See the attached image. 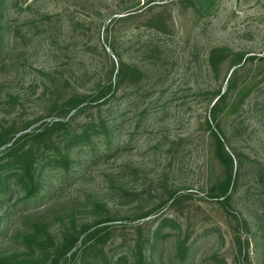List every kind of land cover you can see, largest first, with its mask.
Returning <instances> with one entry per match:
<instances>
[{
    "label": "rangeland",
    "instance_id": "1",
    "mask_svg": "<svg viewBox=\"0 0 264 264\" xmlns=\"http://www.w3.org/2000/svg\"><path fill=\"white\" fill-rule=\"evenodd\" d=\"M0 143V264H264V0H0Z\"/></svg>",
    "mask_w": 264,
    "mask_h": 264
},
{
    "label": "trees",
    "instance_id": "2",
    "mask_svg": "<svg viewBox=\"0 0 264 264\" xmlns=\"http://www.w3.org/2000/svg\"><path fill=\"white\" fill-rule=\"evenodd\" d=\"M213 135H214L215 141H216V150H215L216 157L219 158L220 160L227 161V162L231 163V158L224 151L223 144L221 143L219 137L215 133H213ZM0 146H1V143H0ZM13 153L14 152H12L11 154H13ZM231 179H232V176H231V173L229 172L225 182L223 183V185L221 187L220 194H217L213 197L222 198L221 200H227L229 198V196L227 195V192H228V189H229V186L231 183Z\"/></svg>",
    "mask_w": 264,
    "mask_h": 264
}]
</instances>
